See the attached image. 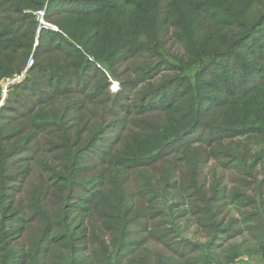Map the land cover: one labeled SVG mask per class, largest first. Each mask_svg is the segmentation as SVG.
<instances>
[{
	"label": "trees",
	"instance_id": "1",
	"mask_svg": "<svg viewBox=\"0 0 264 264\" xmlns=\"http://www.w3.org/2000/svg\"><path fill=\"white\" fill-rule=\"evenodd\" d=\"M39 10L59 30L37 20ZM167 40L177 47L167 49ZM118 56L128 74L151 75L135 93L134 78L111 75L121 89L104 104L111 84L104 69L95 74L97 95L79 108L90 118L89 142L74 139L56 114L41 128L46 146L24 148L22 180L5 175L0 154V264H153L143 254L147 240L163 244L168 225L176 229L174 212L186 218L187 207L211 223L212 238L234 230L220 219L223 206L215 210L226 193L199 182L214 157L257 183L259 164L247 160L262 153L252 141L264 142V0H0V82L27 69L36 101L56 100L93 64L114 74L109 57ZM165 68L182 74L170 80ZM110 122H119L117 136L104 140ZM20 129L29 131L26 122ZM148 168L159 176L152 180ZM190 245L203 263L201 246Z\"/></svg>",
	"mask_w": 264,
	"mask_h": 264
},
{
	"label": "rangeland",
	"instance_id": "2",
	"mask_svg": "<svg viewBox=\"0 0 264 264\" xmlns=\"http://www.w3.org/2000/svg\"><path fill=\"white\" fill-rule=\"evenodd\" d=\"M35 13L37 20L44 23L46 27L59 30L56 25L47 23L44 18V10H39ZM38 40L39 36H36V44ZM43 40L48 41L45 37ZM165 44L166 48L170 50H174L177 47L170 40H167ZM109 60L111 63L108 64L114 74H109L107 67L106 70L100 64H97L98 68L93 64L90 72L75 78L72 85L65 84L58 88L56 91L59 92L58 97L52 102L45 101L43 103L42 101H36L33 93L28 91L27 88L32 87V83L29 80L34 78L27 73V69L24 70V74H17L0 82V116H2L0 119V154L3 153V158L6 160L3 168L6 176L17 173L22 180V173L26 169V165L20 162L30 154V151L24 148L27 144H30L32 149L38 151L41 145L46 146L49 136L41 128L47 120H50L51 125H54L56 114L59 115V120H64L63 124L66 128L71 132H75L74 139L81 142L82 145L90 141L86 131L90 118L88 114L81 115L79 108L86 104L87 98L97 95V92L93 89L95 74L102 73L104 69L111 84V95L100 97V101L104 104L121 89L120 81L117 78H134L135 81L130 87L135 93L140 91L141 82L151 75L141 74L138 76L137 74H128L127 61L122 59V57L118 56L112 59L109 57ZM157 72L161 71L158 70ZM160 74L167 76L171 80L180 77L182 73L166 71L165 68ZM111 75L117 78L113 79ZM20 86H25V89H20ZM36 87L38 90L42 88L40 85ZM45 89L47 88L45 87ZM49 90L48 92H52L54 89ZM211 92V89L205 90L206 94ZM128 105L130 106L132 103L129 101ZM21 112L25 115L19 117ZM47 115H50V117L47 118ZM111 118L112 120L115 119V117ZM4 120H8V123L6 124ZM23 122L27 123L29 131L20 135L21 129H17L19 124ZM107 126L102 134L104 140L115 138L119 122H110ZM233 140L239 142V138L226 139L225 142L230 143ZM240 142V144H245L246 139H242ZM252 142L253 153L256 151L262 152L261 154L251 155L247 160L249 166L259 164L255 173L257 183H253L252 180L254 178L248 177L246 173H240L238 169H231L232 167L229 166L232 162L231 160H226V164H224L223 162L219 163L214 157L205 166L202 179L199 182L200 186L209 193L212 192L214 185H220L222 192L226 193L225 197L222 198L226 200L218 201L215 210L223 206L220 219L229 221L228 225L231 223L234 230L218 233L216 237L212 238L214 234L211 229V223L209 225L206 222L202 223L196 216L191 214L188 207L186 208L187 217L180 218L181 209H179L180 212L175 211L173 215L177 217L175 221L177 224H174L176 229H171L170 225H168V230L171 234L170 238L166 236L163 239V244L152 239H148L145 244L146 247L143 254L148 256L153 264L159 260L163 264H264V142L258 144L256 141ZM199 145H202L203 149H207L206 143H199ZM13 163H17V165L13 167ZM146 173L152 180L159 176L153 168H148ZM251 181L252 184L247 187L248 185L245 184ZM4 186L6 194L2 206L8 205L5 215L10 216L14 212L10 207L11 187L13 184L7 183ZM163 187L164 185L159 186L157 184L159 190ZM0 189L2 188L0 187ZM241 198L243 202L238 203ZM247 198H251L254 201L251 199L248 201ZM176 203L175 199L170 200V204L175 210L178 209L175 205ZM170 204L168 203V205ZM209 242H214L210 245L211 248L209 246L210 249L207 247ZM167 243L172 247L170 248ZM190 243H194L197 247L201 246L202 253L205 256L203 263L196 261L201 251H192Z\"/></svg>",
	"mask_w": 264,
	"mask_h": 264
},
{
	"label": "built area",
	"instance_id": "3",
	"mask_svg": "<svg viewBox=\"0 0 264 264\" xmlns=\"http://www.w3.org/2000/svg\"><path fill=\"white\" fill-rule=\"evenodd\" d=\"M33 64H34V59L30 58L28 61V67L33 66Z\"/></svg>",
	"mask_w": 264,
	"mask_h": 264
}]
</instances>
